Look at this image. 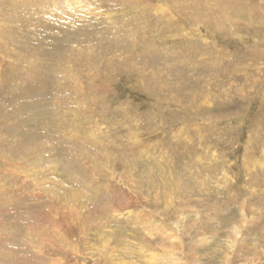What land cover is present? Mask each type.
Instances as JSON below:
<instances>
[{
  "label": "rangeland",
  "instance_id": "1",
  "mask_svg": "<svg viewBox=\"0 0 264 264\" xmlns=\"http://www.w3.org/2000/svg\"><path fill=\"white\" fill-rule=\"evenodd\" d=\"M0 264H264V0H0Z\"/></svg>",
  "mask_w": 264,
  "mask_h": 264
}]
</instances>
